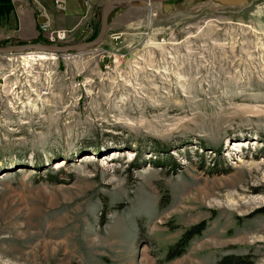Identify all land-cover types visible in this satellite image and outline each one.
<instances>
[{
  "label": "rangeland",
  "instance_id": "1",
  "mask_svg": "<svg viewBox=\"0 0 264 264\" xmlns=\"http://www.w3.org/2000/svg\"><path fill=\"white\" fill-rule=\"evenodd\" d=\"M164 2L0 53V264H264V0Z\"/></svg>",
  "mask_w": 264,
  "mask_h": 264
},
{
  "label": "crops",
  "instance_id": "2",
  "mask_svg": "<svg viewBox=\"0 0 264 264\" xmlns=\"http://www.w3.org/2000/svg\"><path fill=\"white\" fill-rule=\"evenodd\" d=\"M64 1L61 8L57 0H0V43L35 42L40 38L50 42L48 36L53 30L68 31L67 40H83L82 31L91 18L92 9L89 12L87 0ZM99 1L102 0H94L93 5ZM40 17L45 21L40 22Z\"/></svg>",
  "mask_w": 264,
  "mask_h": 264
},
{
  "label": "water",
  "instance_id": "3",
  "mask_svg": "<svg viewBox=\"0 0 264 264\" xmlns=\"http://www.w3.org/2000/svg\"><path fill=\"white\" fill-rule=\"evenodd\" d=\"M165 0H108L103 4L101 27L98 35L92 40H81L75 43H55V42H28L15 43L11 45H0L1 54L21 53L27 51H43L47 53H65L96 47L107 35L109 29L110 16L117 9H126L132 5L143 6L145 4L161 3ZM136 2V3H135ZM245 2V1H244ZM40 22L45 18L40 17Z\"/></svg>",
  "mask_w": 264,
  "mask_h": 264
},
{
  "label": "trees",
  "instance_id": "4",
  "mask_svg": "<svg viewBox=\"0 0 264 264\" xmlns=\"http://www.w3.org/2000/svg\"><path fill=\"white\" fill-rule=\"evenodd\" d=\"M112 15L110 16V20H111ZM98 25V23H97ZM97 35V30L95 32V34L89 38L88 40H92L96 37ZM30 41H5L0 43L1 45H11V44H15V43H28ZM34 42V41H33ZM35 42H46L43 38H40L39 40L35 41ZM171 156V155H169ZM168 159V157H166ZM161 158L158 159L157 161H155L156 164H161L160 163ZM139 165L138 160H136L135 162V166ZM206 228V221H202L201 223L193 226L192 228L188 229L181 237L180 239L173 245H171V247L169 248L168 251V258H174L176 256L181 255L182 253H184L189 241L197 234H200L204 229ZM231 259H237L239 260L237 263L235 264H251V261H248L246 259V257L241 256V255H228L225 256L220 262L221 264H228L227 262Z\"/></svg>",
  "mask_w": 264,
  "mask_h": 264
},
{
  "label": "built area",
  "instance_id": "5",
  "mask_svg": "<svg viewBox=\"0 0 264 264\" xmlns=\"http://www.w3.org/2000/svg\"><path fill=\"white\" fill-rule=\"evenodd\" d=\"M91 2L92 1L88 0L87 3H88V6H90L91 9H92L93 6H92V3ZM64 3H65L64 0H57V4L61 8L64 7ZM87 25H88L90 31H89V34L85 36L86 38H84V40H88L93 35V33L95 31V25H96L95 24V18H93V19L90 18L89 19V22L87 23ZM44 27H45V29L47 28V26H44ZM57 32H59V31L58 30L50 31V34L48 36L50 42L60 43L62 40H66L65 39L66 38V35L62 36V35H60Z\"/></svg>",
  "mask_w": 264,
  "mask_h": 264
},
{
  "label": "bare ground",
  "instance_id": "6",
  "mask_svg": "<svg viewBox=\"0 0 264 264\" xmlns=\"http://www.w3.org/2000/svg\"><path fill=\"white\" fill-rule=\"evenodd\" d=\"M90 1H93V0H90ZM165 1H166V2H164V3H166L165 6H167V7L173 6L171 3H169V1H172V0H168V1L165 0ZM216 1L219 2V3H222L223 5H226V4H229V3L230 4L231 3H242V2H244L246 0H216ZM59 34L62 35V36L67 35L66 32H63V33H60L59 32ZM28 54L29 55L26 58L27 61L30 60V59L31 60H34L36 58H39V59H46V58H48V53L47 52H43V51L31 52V53H28Z\"/></svg>",
  "mask_w": 264,
  "mask_h": 264
}]
</instances>
